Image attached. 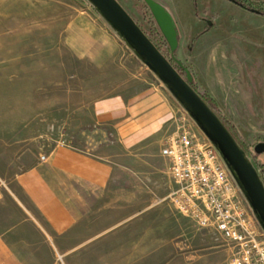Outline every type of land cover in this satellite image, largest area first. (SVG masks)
Instances as JSON below:
<instances>
[{
	"label": "crops",
	"instance_id": "obj_1",
	"mask_svg": "<svg viewBox=\"0 0 264 264\" xmlns=\"http://www.w3.org/2000/svg\"><path fill=\"white\" fill-rule=\"evenodd\" d=\"M103 37L108 49H122L113 35ZM229 70L234 69L228 66L225 77L219 78L213 69L208 75L206 70L200 73L205 83L212 84L208 91L214 99L225 95V114L238 123L248 106L239 91L236 95L229 92L230 85L235 88V74H228ZM218 83L224 84V92ZM18 91L17 96L25 97V91ZM118 91L84 103L87 110L79 120L82 128L91 130L82 131L80 149L61 145L43 158H25L28 152L20 122L6 130L10 137L20 131L16 135L20 140L7 150L3 145L0 152V179H10L0 181V264L227 261L231 248L210 235L198 238L208 250L191 249L195 242L188 234L191 226L167 201L174 183L163 150L177 103L159 80L152 79L138 91L130 86ZM33 92L36 98L37 90ZM252 131L245 129L246 139ZM18 145L20 150L10 149ZM11 169L17 171L11 173ZM215 241H221L224 248L214 250ZM58 255L62 263L57 262Z\"/></svg>",
	"mask_w": 264,
	"mask_h": 264
},
{
	"label": "rangeland",
	"instance_id": "obj_2",
	"mask_svg": "<svg viewBox=\"0 0 264 264\" xmlns=\"http://www.w3.org/2000/svg\"><path fill=\"white\" fill-rule=\"evenodd\" d=\"M118 1L146 26L142 0ZM156 1L176 21L180 42L167 56L193 73L200 90L209 93L212 85L205 83L200 69L207 75L213 69L216 78L225 77L228 66L234 69L227 72L235 74V88L230 85L229 92H240L248 106L238 117L240 122H233L225 114V95L215 101L245 141L248 157L263 170L264 179V153L256 154L253 149L264 141V15L228 0ZM204 19L211 24L206 25ZM108 34L120 42L122 49H108V42L102 40ZM149 76L158 81L87 0H0V152L3 145L7 150L9 144L20 140L16 139L20 131H14L12 137L6 135L16 122L25 131V158H43L61 145L73 144L80 149L82 131L91 130L82 128L79 120L87 110L84 103L120 93L121 86L143 89L151 83ZM222 85L224 92V84H217L218 88ZM20 90L25 91V97L17 96ZM247 128L254 131L246 139ZM10 149L20 150V145ZM9 180L0 179L5 183ZM180 218L191 226L188 234L195 239L191 249L208 250L198 238L210 234L189 219ZM214 245L217 251L224 248L221 241ZM56 259L63 262L59 255ZM223 260V264L228 263V259Z\"/></svg>",
	"mask_w": 264,
	"mask_h": 264
},
{
	"label": "built area",
	"instance_id": "obj_3",
	"mask_svg": "<svg viewBox=\"0 0 264 264\" xmlns=\"http://www.w3.org/2000/svg\"><path fill=\"white\" fill-rule=\"evenodd\" d=\"M177 107L163 150L174 183L168 203L231 248L227 264H264V232L214 146Z\"/></svg>",
	"mask_w": 264,
	"mask_h": 264
},
{
	"label": "water",
	"instance_id": "obj_4",
	"mask_svg": "<svg viewBox=\"0 0 264 264\" xmlns=\"http://www.w3.org/2000/svg\"><path fill=\"white\" fill-rule=\"evenodd\" d=\"M110 28L123 39L137 58L157 77L181 107L206 136L223 160L228 172L247 202L252 214L264 232V183L258 171L218 115L190 86L191 75L184 78L142 31L118 0H87ZM161 34L174 52L178 34L170 13L156 0H144ZM235 2V0H229ZM256 12V10H251ZM210 25V22H209ZM176 64L182 66L179 60ZM256 154L264 153V141L253 147Z\"/></svg>",
	"mask_w": 264,
	"mask_h": 264
},
{
	"label": "trees",
	"instance_id": "obj_5",
	"mask_svg": "<svg viewBox=\"0 0 264 264\" xmlns=\"http://www.w3.org/2000/svg\"><path fill=\"white\" fill-rule=\"evenodd\" d=\"M238 1V3H240V7L242 9H246V10H257L259 11L260 15H264V2H259V1H251V0H236ZM143 4H142V8L144 10V21L146 26L141 25L138 21H136L134 19V17L131 15V17L135 20V22L139 25V27L142 29V31L148 36V38L156 45V47L162 52V54L168 58L170 60V62H172L175 66V68L178 70V72L184 77L186 78V70H189L186 66H184L182 64V66L176 64L173 59L169 56H167V53H170V48L168 43L166 42L165 38L163 37V35L161 34V32L159 31V29L157 28L155 21L150 13V10L148 8V6L146 5L145 1L142 0ZM190 75H191V80L189 81L190 86L202 97V99L209 105V107L218 115V117L222 120V122L224 123V125L227 127V129L230 131V133L233 135L234 139L237 141V143L239 144V146L244 149V151L246 152V155L248 156V150H247V146L245 144V141H243V139L237 134L236 130L234 129V126L232 124H230V121L224 117L220 111V109L217 106V103L215 101L214 98H212V96L206 92V91H202L198 88L197 83L194 80V76L193 73L191 71ZM252 164L254 165V167L256 168V170L259 173L260 178L262 179L263 183H264V179L262 176V172L263 170H261L258 165L254 164L252 162Z\"/></svg>",
	"mask_w": 264,
	"mask_h": 264
},
{
	"label": "flooded vegetation",
	"instance_id": "obj_6",
	"mask_svg": "<svg viewBox=\"0 0 264 264\" xmlns=\"http://www.w3.org/2000/svg\"><path fill=\"white\" fill-rule=\"evenodd\" d=\"M228 1H229V0H228ZM230 2H231V1H230ZM232 3H234V4H236L237 6L240 7V3H238V1L235 0V2H232ZM245 10H246V9H245ZM251 10H253V9H251ZM251 10H248V11H251ZM255 13L259 14V11L256 10ZM259 15H260V14H259ZM203 21L205 22L206 25H209L210 20H206V19H204ZM210 24H211V22H210Z\"/></svg>",
	"mask_w": 264,
	"mask_h": 264
}]
</instances>
